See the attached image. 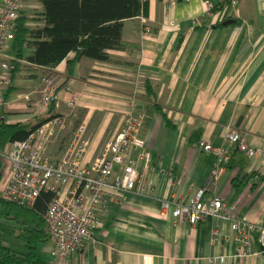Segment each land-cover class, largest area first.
<instances>
[{
	"label": "crops",
	"instance_id": "0c3cea01",
	"mask_svg": "<svg viewBox=\"0 0 264 264\" xmlns=\"http://www.w3.org/2000/svg\"><path fill=\"white\" fill-rule=\"evenodd\" d=\"M139 2L138 14L124 20L122 48L109 50L110 60L76 59L71 53L51 68L30 61L36 51L31 43L20 55L13 42L7 48L12 67L5 73L0 123L33 128L47 119L52 108L36 103L35 90L53 75L59 100L81 92L88 97L70 116L69 131L49 142V158L62 157L74 129L84 122L91 139L88 161L93 160L99 147L127 124L136 98L154 165L153 170L138 165L144 186L127 193L122 204L110 202L111 214L102 217L94 239L76 254L54 255L50 236L39 251L51 264H146L147 256L152 264H210L221 256L226 259L222 264H264L257 236L252 256L242 258L235 253L229 221L210 217L193 225L162 208L164 200L189 203L204 190L240 215L264 220V0H238L237 7L231 0ZM3 5L0 0V18ZM21 16L30 29L47 24L41 0H24ZM229 20L234 22L225 24ZM234 127L249 133L248 143L261 149L258 157L249 161L226 140ZM197 139L227 148L230 161L221 166L215 153L194 147ZM14 141L23 140H9L3 152ZM5 166L2 196L11 173ZM149 181L153 189L140 191ZM216 228L220 238L214 242ZM23 247L16 251L26 252V243Z\"/></svg>",
	"mask_w": 264,
	"mask_h": 264
},
{
	"label": "built area",
	"instance_id": "2783aa9c",
	"mask_svg": "<svg viewBox=\"0 0 264 264\" xmlns=\"http://www.w3.org/2000/svg\"><path fill=\"white\" fill-rule=\"evenodd\" d=\"M23 1L3 0L0 18V107L5 103V73L12 67L7 48L15 38L14 25L22 13ZM207 3L210 4V1ZM231 5L237 7L238 0H231ZM141 21L145 26L148 24L146 17L141 16ZM54 78L53 75L47 76L44 85L35 90L36 103L52 108L50 116L26 140L12 142L1 153L3 161L11 170L3 197L33 205L43 192H51L53 197L45 218L55 244L53 253L69 258L84 248L87 241L94 239L102 217L111 214L110 202L122 204L127 193L138 185L140 188L144 186L138 165L143 164L146 170H153L154 165L142 135L145 116L139 110L136 98L131 102L127 124L99 147L93 160L88 161L91 139L84 122L74 129L62 157L59 160L49 158L46 153L49 142L58 134L69 131L70 116L88 97L86 92H81L70 100H59V85L53 81ZM248 136V132L234 127L227 132L226 140L251 161L260 155L261 149L251 146ZM193 144L194 147L215 153L221 166L231 159L225 147H215L203 139H197ZM134 152L137 155H133ZM152 189L153 181H149L148 186L140 191ZM162 208L167 213L172 210L175 217L193 225L210 217L229 221L235 232V253L239 257L252 256L255 236L264 250V220L255 222L240 215L235 207L226 206L215 194L206 196L201 190L189 203L176 198L167 199L162 202ZM219 238L220 231L216 228L213 241ZM110 248L115 250L113 244H110ZM225 260L221 256L212 259L210 264H222ZM146 264H152L149 256Z\"/></svg>",
	"mask_w": 264,
	"mask_h": 264
},
{
	"label": "trees",
	"instance_id": "16d2710c",
	"mask_svg": "<svg viewBox=\"0 0 264 264\" xmlns=\"http://www.w3.org/2000/svg\"><path fill=\"white\" fill-rule=\"evenodd\" d=\"M41 1L46 26L30 29L20 15L14 25L12 42L19 55L22 47L33 44L36 51L30 61L51 68L71 53H75L76 59L88 56L110 60L109 50L122 48L124 20L136 16L141 9L139 0ZM36 127L0 123V183L4 168L1 153L7 142L26 139ZM52 197L51 192L45 191L33 205H28L7 200L0 194V264H51L41 255L39 244L50 236L44 215ZM3 235L21 238L27 251L19 253L5 245Z\"/></svg>",
	"mask_w": 264,
	"mask_h": 264
},
{
	"label": "rangeland",
	"instance_id": "374dc122",
	"mask_svg": "<svg viewBox=\"0 0 264 264\" xmlns=\"http://www.w3.org/2000/svg\"><path fill=\"white\" fill-rule=\"evenodd\" d=\"M2 241L5 245L10 246L17 251H24L26 249L23 247L22 250V246H24L25 243L15 236L3 235Z\"/></svg>",
	"mask_w": 264,
	"mask_h": 264
},
{
	"label": "bare ground",
	"instance_id": "6f19581e",
	"mask_svg": "<svg viewBox=\"0 0 264 264\" xmlns=\"http://www.w3.org/2000/svg\"><path fill=\"white\" fill-rule=\"evenodd\" d=\"M46 120H47V119H46ZM46 120H45V121H46ZM45 121H44V122H45ZM41 124H42V123H41ZM41 124H39V125H41ZM39 125H38V126H39ZM3 162H4V161H3ZM4 163H5V162H4ZM2 180H3V179H2ZM2 180H1V182H2ZM0 184H1V183H0ZM205 195H206V194H205ZM51 200H52V199H51ZM49 203H50V202H49ZM48 206H49V205H48ZM47 210H48V208H47ZM47 210H46V212H47ZM45 221H46V218H45ZM46 225H47V222H46ZM47 230H48V229H47ZM48 233H49V232H48ZM49 235H50V234H49Z\"/></svg>",
	"mask_w": 264,
	"mask_h": 264
},
{
	"label": "water",
	"instance_id": "95a60500",
	"mask_svg": "<svg viewBox=\"0 0 264 264\" xmlns=\"http://www.w3.org/2000/svg\"><path fill=\"white\" fill-rule=\"evenodd\" d=\"M234 20H229V21H226L225 24H230V23H233Z\"/></svg>",
	"mask_w": 264,
	"mask_h": 264
}]
</instances>
